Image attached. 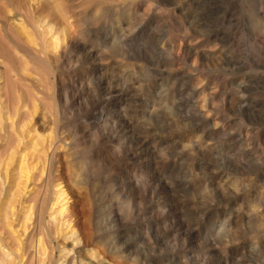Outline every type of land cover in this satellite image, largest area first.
<instances>
[{"label":"rangeland","instance_id":"1","mask_svg":"<svg viewBox=\"0 0 264 264\" xmlns=\"http://www.w3.org/2000/svg\"><path fill=\"white\" fill-rule=\"evenodd\" d=\"M10 112L25 264H264V0H0Z\"/></svg>","mask_w":264,"mask_h":264},{"label":"bare ground","instance_id":"2","mask_svg":"<svg viewBox=\"0 0 264 264\" xmlns=\"http://www.w3.org/2000/svg\"><path fill=\"white\" fill-rule=\"evenodd\" d=\"M13 117L14 114L12 112L8 113L5 120L6 125H1L0 129L3 126V130L5 129L4 133H6L11 127L10 125L13 124ZM17 164H19V162ZM23 164L24 161L22 166L25 165ZM17 168L18 172H20L21 168ZM19 174V179L16 181L17 179H15L10 173L0 172V186L2 187L0 191V195H2L0 198V262L3 261V264H25V260H23V258L26 257V254H28L26 251L27 249L24 247V240L26 239L30 228L28 223H26L24 219L20 218L19 212L22 208L21 204L26 201V189L31 183V173H29L28 170H23V173L20 172ZM11 189L13 190L11 191L12 193L9 191ZM6 192H9V196L5 194ZM63 192L60 191V194L55 193L56 195L52 197L47 213L48 220L52 222L54 231L56 230L55 233H57V235L60 234V232L57 231L70 229L73 226V221L66 210L65 202H62ZM3 199H5V201H3ZM50 261L53 262V259ZM70 261L72 260L70 259ZM48 262L49 261H47V263Z\"/></svg>","mask_w":264,"mask_h":264}]
</instances>
